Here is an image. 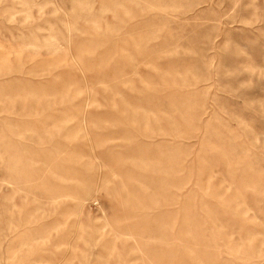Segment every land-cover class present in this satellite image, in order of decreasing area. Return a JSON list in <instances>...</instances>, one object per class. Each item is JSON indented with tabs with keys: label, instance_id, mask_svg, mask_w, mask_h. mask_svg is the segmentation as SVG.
I'll list each match as a JSON object with an SVG mask.
<instances>
[{
	"label": "rangeland",
	"instance_id": "obj_1",
	"mask_svg": "<svg viewBox=\"0 0 264 264\" xmlns=\"http://www.w3.org/2000/svg\"><path fill=\"white\" fill-rule=\"evenodd\" d=\"M0 264H264V0H0Z\"/></svg>",
	"mask_w": 264,
	"mask_h": 264
}]
</instances>
